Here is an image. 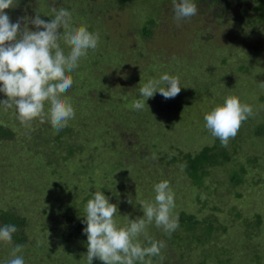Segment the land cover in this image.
<instances>
[{
  "label": "rangeland",
  "instance_id": "rangeland-1",
  "mask_svg": "<svg viewBox=\"0 0 264 264\" xmlns=\"http://www.w3.org/2000/svg\"><path fill=\"white\" fill-rule=\"evenodd\" d=\"M195 3L198 14L181 21L172 0H16L5 10L12 22L37 14L50 21L52 7H63L74 27L100 34L97 50L68 73L74 84L64 97L76 115L62 131L39 121L25 129L14 109L0 107V125L14 134L0 138V211L27 221L26 264H87L90 195L101 191L116 204L114 218L123 227L126 216L143 215L140 203L154 202V185L163 180L175 193L174 215H193L201 242L189 238L188 222H179L170 238L153 223L148 234L167 245L162 264H264V16L238 5L220 16L218 4ZM146 24L148 38L141 32ZM61 47L69 50L63 41ZM165 73L179 77L180 93L165 99L157 92L134 110L140 87ZM228 96L251 105L255 115L222 147L204 115ZM213 146L229 161L205 168L197 187L181 170L183 159ZM10 250L0 244V264Z\"/></svg>",
  "mask_w": 264,
  "mask_h": 264
},
{
  "label": "clouds",
  "instance_id": "clouds-1",
  "mask_svg": "<svg viewBox=\"0 0 264 264\" xmlns=\"http://www.w3.org/2000/svg\"><path fill=\"white\" fill-rule=\"evenodd\" d=\"M172 3L177 21L198 14L194 0H172ZM14 7L16 0H0V93L7 97L0 100V107L4 111L14 109L17 120L25 129L30 130L33 123L39 121L49 123L59 133L76 115L73 105L64 97L74 84L68 73L79 67L89 51L97 50L100 34L89 31L86 25L74 27L72 12L63 7H52L50 21L37 14L12 22L5 10ZM29 23L35 31L29 30ZM61 41L68 46L67 52L61 47ZM180 91L179 77L165 73L158 80H149L140 87L142 99H137L132 108L142 111L146 101L157 92L165 99H171ZM254 115L251 105L242 103L237 96H228L222 105L205 114L204 120L206 128L219 139L221 146L227 147L242 124ZM152 158L155 159V155ZM183 168L181 165V170ZM154 192V202L140 203L143 215L135 219L126 216L127 224L123 227H118L114 218L119 213L117 205L110 203L101 191L92 194L83 221L87 225L83 229L88 241L87 264H92L94 258L103 264H152V258H159L162 264L166 242L154 239L147 229L154 223L170 238L180 224L179 217L174 215L175 193L170 182L156 183ZM128 203H132L131 198ZM17 231L12 224L0 226V244L11 247L10 258L5 264H26L24 246H13V234Z\"/></svg>",
  "mask_w": 264,
  "mask_h": 264
},
{
  "label": "trees",
  "instance_id": "trees-1",
  "mask_svg": "<svg viewBox=\"0 0 264 264\" xmlns=\"http://www.w3.org/2000/svg\"><path fill=\"white\" fill-rule=\"evenodd\" d=\"M123 2L125 0H122ZM195 2L199 4H203L204 2L208 3L211 2L214 6L218 4L219 15L220 16H226L228 15V11H232L233 5L241 6L246 10H248L250 7H254V11H261L262 16H264V0H194ZM247 12V11H246ZM242 15H245V12L242 13ZM224 18V17H223ZM249 20V17L247 18ZM154 23V20L151 19L148 24L152 25ZM148 24L144 25L141 29V32L144 37L148 38L151 35V31L149 29ZM14 137L13 132L11 129L6 128L5 126L0 125V138L2 139H11ZM222 159L224 161H229V156L225 152V150L220 149L217 146L211 147H205L201 150V152L195 156H191L190 154H187L184 159L183 163L186 168V171L189 175V178L192 179L193 185L197 187H201L203 183V178L205 177L206 173L205 168L209 166H215L218 165V160ZM241 178L238 175L233 176V180L239 181ZM92 197V195H90ZM179 222L181 224H185V222H188L189 224L186 225L185 231L187 233L191 232V236L193 239L192 234L197 238L198 241L201 242L200 235L196 233L197 228H193V226L197 225L196 219L193 215H187L186 213H181L179 216ZM5 224H12L15 225L18 229L16 233L13 234V241L16 244L25 245L27 244V238L23 234V229L27 226V221L25 218L16 215L14 212L11 211H0V226H3ZM191 228V229H190ZM208 233H211L210 231L212 229H215L214 227H206ZM218 229V228H217ZM216 230V229H215ZM225 233L227 232L224 229ZM176 239L180 241V236H177ZM180 237V238H179ZM196 240V239H195ZM182 241H185V238L182 239ZM221 264H226L225 262H221Z\"/></svg>",
  "mask_w": 264,
  "mask_h": 264
}]
</instances>
